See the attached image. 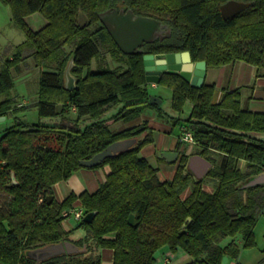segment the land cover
Instances as JSON below:
<instances>
[{"label":"trees","instance_id":"16d2710c","mask_svg":"<svg viewBox=\"0 0 264 264\" xmlns=\"http://www.w3.org/2000/svg\"><path fill=\"white\" fill-rule=\"evenodd\" d=\"M0 1L11 8L14 23L26 35L0 71V117L25 110L16 107L20 97L13 71L21 72L33 57L40 68L39 118L60 119L59 124L44 125L17 116L0 134V264H39L30 251L65 242L86 250L40 264H102L103 249L114 251L113 264H156L164 247L185 252L192 258L188 264H223L224 257L237 261L242 249L257 246L264 183L243 186L264 175V140L254 135L264 133V113L243 108L241 88H225L217 99L215 83L194 87L178 73L164 74L160 83L173 90V110L182 114L191 104L190 115L176 122L193 134L197 153L213 164L210 176L216 181L214 191H207L203 180L189 171L185 154L174 178L160 180L159 169L141 157L143 148L154 143L153 129L146 122L121 131L110 128V121L131 123L158 107L150 102L143 54L125 55L100 14L130 8L169 26L170 36L146 46L144 53L190 52L194 62L205 61L208 69L246 62L255 66L256 77H264V0H236L250 6L228 19L221 7L231 0ZM80 11L89 18L84 28L78 25ZM36 13L47 21L39 31L26 20ZM102 51L122 65L111 69L100 61L93 70L92 62ZM72 56L77 87L70 91L65 71ZM113 110L117 112L107 119ZM127 139L137 142L101 165L80 164ZM104 166L111 173L95 193H73L62 203L55 199L57 183L82 169ZM76 202L84 217L94 218L90 223L83 218L66 231L63 213ZM132 215L135 225L129 222ZM79 229L84 236L75 241L71 236Z\"/></svg>","mask_w":264,"mask_h":264},{"label":"rangeland","instance_id":"374dc122","mask_svg":"<svg viewBox=\"0 0 264 264\" xmlns=\"http://www.w3.org/2000/svg\"><path fill=\"white\" fill-rule=\"evenodd\" d=\"M159 3L162 4V1H160ZM26 20L29 26L34 31L41 30L47 24L46 19L40 13L31 15ZM25 40V33L13 21L11 8L0 1V71L3 68L5 61L13 56L16 48L20 44L25 42ZM70 50H72V48H67L68 52H70ZM100 61H103L105 66L110 67L111 69H117L118 66L122 65L118 63L110 53H108L107 51H102L101 56L92 62L93 70L98 69V64ZM24 64L26 67L22 68L21 72L18 73L14 70L13 74L15 76V93L21 98H19V100L17 101L16 107H24L25 110L23 112H11L9 114V118L0 123V134H2L7 128L15 124L16 120L18 119L16 118L17 116L21 117V121L25 123L41 122L44 125L59 124L60 119L58 118H39L38 112L35 107L38 101V96L34 97L36 96L34 94H36L39 89L38 83L40 68L33 57H30L28 60H26ZM233 67L234 65H229V68L233 69ZM245 90L248 95H251L252 91H250V89ZM149 91L151 96L161 99L162 104L160 106H157L158 108H149L145 110L143 115L141 116L143 117L144 122H146L153 129L154 140V143H150L143 148L141 157L146 158L153 167L159 169L160 177H166L164 170L167 169H170V171H172V174L170 176L172 177V175L175 174V169L176 171L178 170V166L181 160L176 162V165L169 164L167 160L162 158V153L166 152L168 149L179 148L178 144L180 143V137L185 132V129L180 126L179 122H176V119H179L180 122L186 119L191 113V104L188 103L184 108V112L182 114H178L172 108L173 90L169 86L158 83L156 87H152V85H150ZM219 95V92H217V99H219ZM245 107L246 106L243 104V108ZM116 112L117 110H113L111 112L109 111L106 114V118H110ZM160 113H163L164 117L161 118ZM115 123L117 122L110 121L109 125L112 130L117 131L118 125ZM180 148V151L185 155H190L199 151L196 145L189 146L181 144ZM239 166L242 170H244L246 164L244 162H241ZM195 179L197 178L195 177ZM215 181L216 179L210 175L205 177L203 179V184L205 183L204 188H210V185L213 186ZM186 194H188V192L184 193V195ZM69 222H71L72 225L75 226L79 224L78 222H76V220V223L74 222L73 217L70 218ZM255 234L257 246L251 249H242L239 259L237 261L231 260V264H237L239 262L240 264H264V211L258 218V222L255 227ZM228 242L229 240H226L223 242V244H227ZM162 250H166L165 253H170V249L168 247H164L160 251ZM179 251L183 252L182 250ZM170 257L171 254H167L166 260L169 259V262H172ZM157 262L158 264H162L163 257L157 256Z\"/></svg>","mask_w":264,"mask_h":264},{"label":"water","instance_id":"95a60500","mask_svg":"<svg viewBox=\"0 0 264 264\" xmlns=\"http://www.w3.org/2000/svg\"><path fill=\"white\" fill-rule=\"evenodd\" d=\"M250 4L231 0L226 4L222 5L221 10L224 18L228 19L234 17L244 11ZM100 21L107 28L113 40L120 48V50L125 55L134 54L136 51H139L140 47L144 43L153 42L155 39V31L160 26H167L162 22L156 21L151 17H142L137 16L132 10L125 11V9L118 10H108L100 14ZM89 18L80 11L78 25L82 28L88 25ZM168 33L165 37H169ZM164 38V37H162ZM182 57L184 58L182 63ZM153 56L145 57V65L147 75H152L154 70L156 73V79H151L148 77L149 81L159 82L160 76L165 71H176L180 73V76L188 83L194 87H201L207 75V63L205 61L194 62L191 58L189 52L178 53V54H163L156 56L157 59H162V63L159 66L151 67L154 64ZM178 66H174V59ZM74 67V56L71 57V60L65 71V86L67 90H74L77 87V79L72 74V68ZM151 103L156 105H161L162 100L152 96ZM6 117H0V123L5 121ZM136 139H127L115 142L111 144L106 150L97 154L91 160L81 161L80 164L85 168H93L102 164L107 158H110L114 155L122 153L129 150L136 144ZM173 155V156H172ZM163 156L168 158L170 162H176L178 159V153L173 152H164ZM172 156V157H171ZM174 157V158H173ZM173 158V159H172ZM190 168L194 170L198 178H203L208 170L211 168V163L202 157H193L190 164ZM201 170L202 172L200 173ZM12 181L14 184L17 183L15 176H12ZM264 183V175L252 178L248 183H246L243 188L254 187ZM53 199V198H52ZM94 218V214H88L84 217V222L90 223ZM192 219L189 218L188 221ZM130 224L135 225V216L132 215L129 220ZM84 249H80L77 245L72 242H65L60 244L48 245L46 247L30 251L28 255L35 259L39 264L41 262L50 260L54 257L65 255V254H79L85 252ZM229 258L226 256L223 259V264H227Z\"/></svg>","mask_w":264,"mask_h":264},{"label":"crops","instance_id":"0c3cea01","mask_svg":"<svg viewBox=\"0 0 264 264\" xmlns=\"http://www.w3.org/2000/svg\"><path fill=\"white\" fill-rule=\"evenodd\" d=\"M256 75H257V69L255 68V66L248 64L246 62H240L234 65L233 69L229 68V66H224L217 70L207 68V75L205 78V82L216 84L217 92H219L220 94L218 96L219 98L222 95V90L225 88H228L229 90L241 88L242 106L244 104L246 106L245 108H249L253 112L264 113V77H256ZM245 89H250V91H252L251 95H248ZM34 95H36L34 97H37L38 92ZM142 122H144L143 117H140L131 123L117 122L115 124L118 125L117 131H121L136 125H140L142 124ZM254 135L261 140L264 137L263 136L264 133L257 135L254 134ZM175 150H176L175 148L168 149L166 152L174 153ZM168 163L176 165V162L175 163L168 162ZM164 171L166 177L163 178L160 177V173H159V178L162 181L172 180L176 174V169H175V174H173L172 177H170L172 174V171H170V169ZM110 173H111V168L109 166H104L95 170L82 169L76 172L75 174H73V176L69 180L62 181L54 186L55 199L58 202L62 203L73 193L77 195L84 191H87L89 193H95L100 188L101 184H103L106 181V178ZM213 186H215V182ZM213 186L210 185V188L207 187L208 189L206 190L212 192L214 190ZM75 204L80 205L79 202H76ZM69 220L70 219H67L63 222V227L66 231H72L76 227L75 225H72V223L69 222ZM83 236H84L83 230L79 229L76 230L71 237L73 240L77 241L83 238ZM165 251L166 250H162L157 255L163 257L162 264H188L192 261V258L187 256L185 252L183 254V252L180 251H177L176 253L172 252L171 250L170 253H165ZM167 254H171L170 258L172 262L166 261ZM101 255L103 258L102 264H113L114 262L113 250L103 249L101 251ZM231 262L232 261L229 259L227 264H231ZM156 264H158V262H156ZM238 264H240V262Z\"/></svg>","mask_w":264,"mask_h":264},{"label":"flooded vegetation","instance_id":"af4514ba","mask_svg":"<svg viewBox=\"0 0 264 264\" xmlns=\"http://www.w3.org/2000/svg\"><path fill=\"white\" fill-rule=\"evenodd\" d=\"M121 9H123V7L122 8H120V11H121ZM129 10H132V9H130V8H125V11L127 12V11H129ZM133 11V10H132ZM134 12V11H133ZM135 13V12H134ZM136 14V13H135ZM137 15V14H136ZM137 16H142V17H150V16H147V15H137ZM151 18H153V17H151ZM153 19H155V18H153ZM156 21H159V20H157V19H155ZM159 22H161V21H159ZM102 23V22H101ZM170 28H169V26H160L159 25V27H158V29L155 31V39L153 40V42H150V43H148V42H146V43H144V45L142 46V47H140V49H139V51H136L134 54H136V53H142L143 54V56H144V67H145V73H146V77H147V82L148 83H150L151 85H152V87H156L157 86V84L158 83H160L161 82V77L164 75V74H166V73H178L179 75H180V73L179 72H176V71H165V72H163L162 73V75L160 76V80H159V82H151V81H149L148 80V77L149 78H151V79H156V73H155V71L153 70L152 72V75H147V71H146V65H145V62H146V60H145V57L146 56H153L154 58H153V62H154V64L153 65H151V67H156V66H159L161 63H162V59H157L156 58V56H158V55H163V54H151V53H144V48L146 47V46H151V45H154V44H157V43H159V42H161L160 40H163L164 38H165V36L168 34V33H170ZM162 37H164V38H162ZM180 53H184V52H180ZM190 53V52H189ZM134 54H131V55H134ZM174 54H178V53H174ZM166 55H168V54H166ZM191 55V54H190ZM191 58H192V56H191ZM183 57H182V63H185L184 61H183ZM176 60V58L174 59V61ZM192 60H193V58H192ZM173 65L174 66H178V64H177V62L175 61L174 63H173ZM205 83V82H204ZM152 97V96H151ZM151 97H150V102H151ZM158 98V97H157ZM153 104V103H152ZM154 105H156V104H154ZM156 106H160V105H156ZM180 149L181 148H177L175 151H174V154L175 153H178V159H177V161L176 162H178L179 160H181L182 159V157H183V153L180 151ZM162 156H163V154H162ZM173 156V155H172ZM171 156V157H172ZM188 156H189V160H188V169H189V171L197 178V179H199V180H203L205 177H207V176H209L210 175V173H211V171H212V169H213V164L206 158V157H204V156H202L201 154H198V153H193V154H188ZM164 157V156H163ZM162 157V158H163ZM193 157H202V158H205L206 160H208L210 163H211V168L208 170V172H207V174L203 177V178H198L197 177V174L199 173H196L195 171H192L191 170V168H190V164H191V162H192V158ZM174 158V157H173ZM172 158V159H173ZM164 159L165 160H167V162H170V160L168 159V158H166V157H164ZM175 163V162H174ZM200 171V173L202 172L201 170H199ZM263 184V183H262Z\"/></svg>","mask_w":264,"mask_h":264},{"label":"built area","instance_id":"2783aa9c","mask_svg":"<svg viewBox=\"0 0 264 264\" xmlns=\"http://www.w3.org/2000/svg\"><path fill=\"white\" fill-rule=\"evenodd\" d=\"M180 142L183 145H189V146H195L196 145L195 138H194L193 134L189 131H185L181 135ZM63 216L66 218V220L73 217V219L76 220V222H81L84 218V211L80 205L75 204L73 208L65 211L63 213ZM166 261L169 262V259H167Z\"/></svg>","mask_w":264,"mask_h":264}]
</instances>
